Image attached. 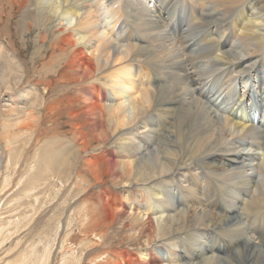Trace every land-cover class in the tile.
<instances>
[{
    "label": "bare ground",
    "instance_id": "6f19581e",
    "mask_svg": "<svg viewBox=\"0 0 264 264\" xmlns=\"http://www.w3.org/2000/svg\"><path fill=\"white\" fill-rule=\"evenodd\" d=\"M179 2L177 40L167 21ZM18 10L40 59L59 55L41 81L5 55ZM0 20V196L21 185L34 213L49 188L69 192L58 223L74 219L76 233L59 242L76 247L61 264H264V240L241 219L264 203V0H0ZM5 114L18 118L6 136ZM62 119L69 130L45 138ZM118 222L145 245L83 259Z\"/></svg>",
    "mask_w": 264,
    "mask_h": 264
},
{
    "label": "rangeland",
    "instance_id": "374dc122",
    "mask_svg": "<svg viewBox=\"0 0 264 264\" xmlns=\"http://www.w3.org/2000/svg\"><path fill=\"white\" fill-rule=\"evenodd\" d=\"M181 6L183 7L185 5L181 2H179L177 4L175 10L171 13V17L168 18V21H167L169 24V31H170L171 35L174 37L175 35H173V31H175L176 36L174 38L177 40H180V38H181V36L185 30V29H183L185 21L187 20L185 17V14H183L182 16L180 15ZM188 6H189L191 11L187 13V17L189 16L187 26L194 20V13L192 12L193 7H191L192 5L190 2L188 3ZM187 10L188 9H186V12H187ZM24 11L25 10H21V11L18 10L15 13V16L11 19L9 29L11 31V35L13 37L12 39L14 42H11V44L7 45L8 48L10 49V51L5 52V55L7 56L6 58L8 59L11 51L12 52L14 51L15 53L17 52L16 53V58H17L16 60L11 59V57L9 58V65L12 64V65H10V67L12 69H14L16 67L15 63L17 60L22 62V63L24 62L23 64H25L26 71L28 70L27 73H29V74H26L27 75L26 76V82H29V80H33V81L36 80V82H37L38 80L41 81V79H42L41 77L43 75H48V74L52 73V71H50V70H52V68L58 62V58H59L58 56L59 55L58 54H53V55L49 54V56L45 60L40 59L41 58L40 54L42 53V51L40 50V48H38V44L34 43V40H33L36 37L37 32L32 31L28 35L25 32L24 33L22 32V18H23ZM177 20L180 21L179 23L183 24V25H180L181 27L177 26ZM0 23H1V20H0ZM1 25H2V23L0 24V27L3 28V25L2 26ZM187 26H185V28H187ZM2 28H0V29H2ZM211 33H212V29L209 30L208 36H213L214 33L213 34H211ZM23 35L26 37V39H24L25 37ZM195 43H196L195 41L190 42L188 44V46L185 48V52H187V53L190 52L195 47ZM197 52H198V50H197ZM197 56H198V54L196 53V56L193 55L192 58H197ZM13 61H14V63H13ZM202 64H201V67L203 66ZM211 78H213V81L215 83H217L220 79L226 80V77L223 76V74L221 72L214 74V76ZM210 82H211V84L214 85V83L212 81H210ZM54 87H55L54 88V96L55 97L59 96L60 93H62L63 89H65L63 87L59 88L58 84L57 85L54 84ZM61 88H62V90H61ZM40 89L43 90L42 85H41ZM58 89L60 91L57 92ZM200 98L204 101L203 97H200ZM213 108L216 109L215 107H213ZM226 114L229 115L228 113H226ZM260 115L261 114H259V116ZM7 116H9V117H7ZM16 118H17L16 115H14V117H12L10 115H6V114L3 116V123L4 124H3V127L1 129H2V132L5 136H6L7 132H10L9 130H11V126L14 125L15 123H17L18 118L17 119ZM12 119H14V120H12ZM10 123H13V124L11 125ZM7 124H9V125H7ZM59 125H60V128H58L57 126H56V128L54 127L56 129V133H55V129H53L50 132H47L45 135L46 137L45 136L44 137L47 138L49 136H52L53 133H54V135H57L58 133L64 134L67 130H69L68 129L69 124L68 123L66 124V122L63 119L61 120V124H59ZM51 133H52V135H51ZM69 137H71V136L69 134H66V135L61 136V139L66 140ZM45 138L42 139V142L40 144L44 143ZM2 144L4 146V142ZM252 148L255 149L256 147H252ZM200 161L202 163V160H200ZM6 163H7V158L5 159V164ZM3 173H4L3 174L4 176L7 174L5 169H3ZM211 176L212 175L209 174L210 179L213 180V182H214V178L213 177L211 178ZM2 185L3 184H0V188L2 187ZM105 186L113 188L117 194L120 193L119 195L124 193V192H120V191H122L120 186H117L116 189H115L116 186L114 187L111 184H106ZM20 187H21V185L15 186L13 188L10 187L12 190L9 188L7 190V192L4 191L2 193V195L0 196V214H1L0 215V224H1L0 225V264H43L46 261V259H47V262H45L44 264H61L63 262V256L69 250L68 246H71L74 248L76 247L75 244H71L68 241H66V243H63L62 239L64 236L61 238V243L59 242L60 241V235L61 234L63 235L64 231L66 232L65 236L68 233H69V235L76 233L75 231H72V229L75 228L74 226L76 225V221L74 223V219L72 220L73 222L66 224L65 230L63 229V226H60V223H58L59 216L62 215V218H65L67 215V212H64V214H63L64 207H66L67 204L64 201V199H61V197L66 196L69 192L66 190V191H62L63 192L62 193L61 190L59 191L58 188H54V187L49 188L48 191H46V194L43 196V199H41V200L44 201L47 198H50V200H52L53 202L47 203L43 207V209L40 208L42 203H39L36 206V208H39V209H37V211H35L33 213L31 211L32 208L30 207V209H29V206L24 204L25 199H26L25 198L26 192L24 190L19 189ZM93 187L97 191L100 189L101 186L97 185V186H93ZM135 187L136 186L131 187V191H132L131 195H134V193L138 194V191H140L139 187H136V188ZM210 188H212V190ZM220 188L218 187L217 183L211 184V186L209 188H207L206 194H207L208 202L210 205L213 202H215V203L219 202L220 194L222 192V191H220L221 190ZM61 193H62V195H61ZM48 195H49V197H48ZM54 198H55V201H54ZM93 199H95V196H92V200ZM67 200L68 201L71 200V196ZM93 201H95V200H93ZM262 204L264 205V203H262ZM76 205L77 204L73 205V207H71V208L74 209L76 207ZM263 205L261 206V208L257 207L255 209H254V206H255L254 204L250 206L251 209H249V214H248L249 215V222L248 221L245 222L244 218L241 217L245 226L247 225L246 227H248V228L250 227L251 233H253V234L255 233L254 235L259 240H264V211H263L264 207H263ZM212 206L213 205H211V207ZM260 210L262 213H260ZM70 212L71 211L69 210V213ZM24 213H26V216H24ZM33 214H35V215H33ZM28 215H30V216H28ZM19 216H21L20 219H22V221L19 220L20 223L15 227L14 223ZM27 216H28V218L31 217V219L29 218V220H28ZM25 217L27 219H25ZM11 221H13V222H11ZM17 221H18V219H17ZM3 225L5 227H3ZM1 227H3V231H2ZM120 227H121V225L118 222L112 228L104 229L103 232H105L107 235L106 236V242H104L101 247H98V249L97 248L93 249L95 251H92L91 253H89L90 255H88V253H87V255H84L83 259H85L88 262L87 258H89V256L91 257L93 255L102 254V252L104 250L111 249V248L114 249V247L118 248V249H131V250L136 249L137 250V249H140L141 247H143L145 245L144 239H142V240L131 239L128 237L127 230L121 231ZM77 233H78V231H77ZM69 237H71V236H69ZM223 237L225 239V243H228V241H229L228 237H227V239L225 236H222V238ZM82 238L83 237L80 236V238L77 241H80ZM60 250H62V251H60ZM219 250H222V249H219ZM157 252L161 254L163 251L157 250L156 253ZM47 253H50V254H47ZM221 254H223V256H225L228 253L227 254L221 253ZM112 258H115V255H112ZM40 261L43 263H41Z\"/></svg>",
    "mask_w": 264,
    "mask_h": 264
}]
</instances>
